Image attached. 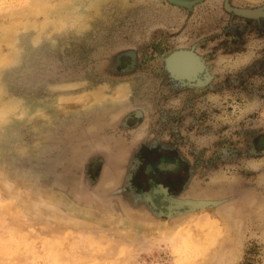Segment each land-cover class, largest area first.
<instances>
[{
	"label": "rangeland",
	"instance_id": "obj_1",
	"mask_svg": "<svg viewBox=\"0 0 264 264\" xmlns=\"http://www.w3.org/2000/svg\"><path fill=\"white\" fill-rule=\"evenodd\" d=\"M225 5L264 0H0V264H264V15ZM141 147L210 205L161 213Z\"/></svg>",
	"mask_w": 264,
	"mask_h": 264
},
{
	"label": "flooded vegetation",
	"instance_id": "obj_2",
	"mask_svg": "<svg viewBox=\"0 0 264 264\" xmlns=\"http://www.w3.org/2000/svg\"><path fill=\"white\" fill-rule=\"evenodd\" d=\"M225 7L231 13H235L234 10H240L227 5ZM180 57L193 60L196 63L195 74H191L190 76H177L172 70L170 74L179 80L183 79L182 81L188 82L194 87H203V84L210 79V75L206 73L204 60L199 55H195L190 51L175 52L172 56L173 60ZM126 121H130V119H126ZM167 151L169 152L170 150H164L160 147L150 149L141 147L139 155L141 160L144 161L143 166H141L140 170L135 171V175L130 179V185L149 190L150 196L153 197V200L158 205H163V202L165 204H174L172 197L177 195L175 189H177V186L187 172V167L182 165V161L178 159L179 157L177 155L172 156ZM157 192L160 193L158 196Z\"/></svg>",
	"mask_w": 264,
	"mask_h": 264
},
{
	"label": "water",
	"instance_id": "obj_3",
	"mask_svg": "<svg viewBox=\"0 0 264 264\" xmlns=\"http://www.w3.org/2000/svg\"><path fill=\"white\" fill-rule=\"evenodd\" d=\"M264 9V5L252 9V10H234L235 13L249 17V18H257L258 16H263L264 14H260ZM256 14H253V13ZM172 200L174 201V204H167L165 206H161L160 210L161 213H164L163 210L167 211V215H173V214H179V213H187L192 212L198 209H202L205 207H208L210 204L208 201H195V200H186V199H179L177 197H172Z\"/></svg>",
	"mask_w": 264,
	"mask_h": 264
},
{
	"label": "crops",
	"instance_id": "obj_4",
	"mask_svg": "<svg viewBox=\"0 0 264 264\" xmlns=\"http://www.w3.org/2000/svg\"><path fill=\"white\" fill-rule=\"evenodd\" d=\"M97 99H98V98H97ZM94 104H95V103H94ZM83 107H84V106L82 105V103H80V106H79L78 108L81 110V109H83ZM88 107L92 108L90 105H88V106L85 105V108H88ZM76 122H77V120L75 121V126H76V125H82L81 120H80L79 123H77V124H76ZM89 125H90V131H91V130H93V129H92L93 125L98 126V125H101V124H99V123H98V124H92V123H90ZM111 125H114V123H105V124H103L102 126H104V127L106 126V128H108V127H110ZM144 125H145V122H144L143 124H141L140 126H144ZM143 131H144V130H143ZM145 135H146V132L139 133L138 136H136V139L139 140V138H140L141 136H145ZM123 149H124V148H123Z\"/></svg>",
	"mask_w": 264,
	"mask_h": 264
}]
</instances>
